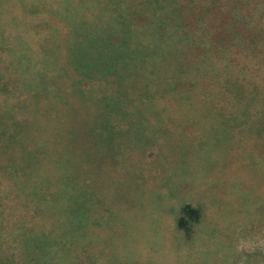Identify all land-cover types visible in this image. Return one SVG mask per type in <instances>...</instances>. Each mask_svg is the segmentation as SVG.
I'll use <instances>...</instances> for the list:
<instances>
[{
  "label": "rangeland",
  "instance_id": "374dc122",
  "mask_svg": "<svg viewBox=\"0 0 264 264\" xmlns=\"http://www.w3.org/2000/svg\"><path fill=\"white\" fill-rule=\"evenodd\" d=\"M243 1L0 0V264H264Z\"/></svg>",
  "mask_w": 264,
  "mask_h": 264
},
{
  "label": "trees",
  "instance_id": "16d2710c",
  "mask_svg": "<svg viewBox=\"0 0 264 264\" xmlns=\"http://www.w3.org/2000/svg\"><path fill=\"white\" fill-rule=\"evenodd\" d=\"M243 4H244V6L241 8V10L242 9H245V7H246V9H247V7H248V2L245 0V1H243ZM249 11V10H248ZM248 11L247 12H245L246 13V16L248 15ZM236 14L235 13H233L232 15L227 11V22H229V23H231V24H234V23H236V21H237V18H236ZM216 70L218 71V70H220L219 68H216ZM209 74V73H208ZM207 77H211V76H209V75H207ZM190 87H193V86H190ZM188 89H190V88H188Z\"/></svg>",
  "mask_w": 264,
  "mask_h": 264
}]
</instances>
